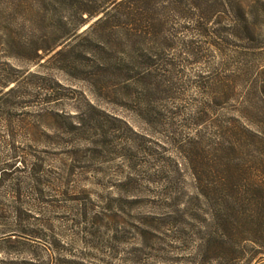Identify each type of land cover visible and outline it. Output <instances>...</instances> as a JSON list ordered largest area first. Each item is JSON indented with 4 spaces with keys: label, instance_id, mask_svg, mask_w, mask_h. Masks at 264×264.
<instances>
[{
    "label": "trees",
    "instance_id": "1",
    "mask_svg": "<svg viewBox=\"0 0 264 264\" xmlns=\"http://www.w3.org/2000/svg\"><path fill=\"white\" fill-rule=\"evenodd\" d=\"M250 14L243 0H0V85L11 81L4 65L14 53L42 60L56 52L66 66L84 57L89 70L81 79L97 99L128 114L116 119L162 135L186 163L193 194L175 179L157 203L171 213L144 216L141 234H165L177 250L192 253L189 264H263L264 66L246 59L257 47L240 45L261 44L264 21ZM10 174L2 172L0 189ZM37 174L35 193L46 185ZM17 193L11 186L0 197L15 200ZM14 200L0 202V264H85L68 256L54 224L33 219ZM109 205L78 211L73 244L106 233L125 239L124 212Z\"/></svg>",
    "mask_w": 264,
    "mask_h": 264
},
{
    "label": "rangeland",
    "instance_id": "2",
    "mask_svg": "<svg viewBox=\"0 0 264 264\" xmlns=\"http://www.w3.org/2000/svg\"><path fill=\"white\" fill-rule=\"evenodd\" d=\"M258 3L264 6V0H243L252 12L251 21H264V10L253 9ZM257 38L261 44L240 46L257 47L247 49L246 59L261 67L264 25ZM55 53L42 60H30V52L23 53L28 57L14 53V58L5 61L11 81L2 85L4 88L0 85V178L5 171L11 177L0 193L10 191L11 186L18 193L15 200L11 195L0 197V202L24 203L33 219L54 224L59 240L72 251V255L64 254L85 264H189L186 259L192 253L177 250L179 244L166 239L165 234L150 238L139 231L147 230L141 225L144 216L171 213L168 207L158 209L157 203L175 179L182 181L183 193L193 194L185 161L162 135L142 124L120 121L128 116L126 112L97 99L91 84L81 79L82 71L89 70L88 60L74 56L66 66ZM210 56L213 60V54ZM230 56L233 58L234 52ZM221 60L216 57L213 61ZM202 69L193 71L209 73ZM34 170L46 184L36 193L30 189ZM175 196L166 200L169 205ZM85 204L95 211L108 204L121 208L125 239L116 241L114 234L106 233L95 240L88 237L89 244L81 240L73 244L70 226ZM110 246L119 249L116 256ZM129 258L137 261H127Z\"/></svg>",
    "mask_w": 264,
    "mask_h": 264
}]
</instances>
